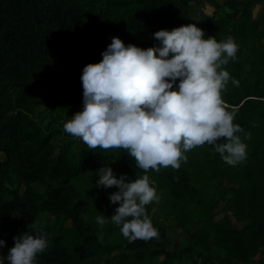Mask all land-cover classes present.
<instances>
[{
    "label": "trees",
    "instance_id": "16d2710c",
    "mask_svg": "<svg viewBox=\"0 0 264 264\" xmlns=\"http://www.w3.org/2000/svg\"><path fill=\"white\" fill-rule=\"evenodd\" d=\"M257 4L264 0H0V254L13 237L43 231L49 244L35 264H264V18L254 17ZM186 24L238 44L222 65L238 83L230 79L221 95L236 110L247 155L229 165L205 143L188 150L178 169H149L159 196L145 208L158 235L130 243L110 220H95L118 206L108 198L115 186L95 187V172L109 164L134 179L144 170L126 149L89 148L63 123L82 107V68L102 59L112 36L146 48L158 44L155 31ZM214 185L222 190L217 200ZM220 200L227 215L218 222ZM189 227L197 229L188 234Z\"/></svg>",
    "mask_w": 264,
    "mask_h": 264
},
{
    "label": "clouds",
    "instance_id": "9594fccd",
    "mask_svg": "<svg viewBox=\"0 0 264 264\" xmlns=\"http://www.w3.org/2000/svg\"><path fill=\"white\" fill-rule=\"evenodd\" d=\"M158 44L140 47L112 36L99 62L82 68V107L63 123V129L89 148H123L144 172L128 179L109 164L96 170L95 187L115 186L109 202L114 214L98 212L103 226L109 220L131 243L158 235L145 205L158 199L149 169L179 168L186 152L205 143L224 162L246 158L247 145L234 122L236 110L225 105L222 90L231 79L222 67L235 58L238 44L228 35L217 40L196 24L151 34ZM14 246L0 254V264H35L49 244V234L27 231L13 237ZM5 241L0 239V248Z\"/></svg>",
    "mask_w": 264,
    "mask_h": 264
},
{
    "label": "rangeland",
    "instance_id": "374dc122",
    "mask_svg": "<svg viewBox=\"0 0 264 264\" xmlns=\"http://www.w3.org/2000/svg\"><path fill=\"white\" fill-rule=\"evenodd\" d=\"M205 12L210 14L213 12V10L205 8ZM24 190H25V188H23L22 191H24ZM221 194H222V190L217 185H214V187L211 189V196L215 197V199L217 200V199H219ZM157 196H159V192H157ZM229 198H230V195H227L226 200ZM224 203H225L224 200H220L219 205L216 209L217 214H216L215 220L218 222L222 221L225 218V216L227 215L226 212L224 211ZM153 216H154V218H157V219L161 218V214L158 212L157 207L154 209ZM228 217L232 221L233 226H235L236 228H242L243 227V224L237 223L230 213L228 214ZM196 229H197V227H189V230L187 232H188V234H190V233L194 232V230H196ZM168 233L173 238H177V237L183 238L186 235V233L184 231H181V230H169Z\"/></svg>",
    "mask_w": 264,
    "mask_h": 264
},
{
    "label": "crops",
    "instance_id": "0c3cea01",
    "mask_svg": "<svg viewBox=\"0 0 264 264\" xmlns=\"http://www.w3.org/2000/svg\"><path fill=\"white\" fill-rule=\"evenodd\" d=\"M254 17L259 19L264 18V4H257L254 7Z\"/></svg>",
    "mask_w": 264,
    "mask_h": 264
}]
</instances>
